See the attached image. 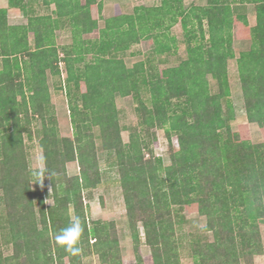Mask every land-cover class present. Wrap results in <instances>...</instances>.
<instances>
[{"label":"trees","instance_id":"obj_1","mask_svg":"<svg viewBox=\"0 0 264 264\" xmlns=\"http://www.w3.org/2000/svg\"><path fill=\"white\" fill-rule=\"evenodd\" d=\"M9 1L27 22L9 25L0 8V203L12 244L9 255L0 249V264H83L91 253L99 264H122L115 222L90 221L84 203L83 191L101 181L97 144L116 156L130 237L136 251L140 224L151 264H180L174 228L180 219L173 207L177 214L196 211L206 218L203 230L212 239L192 236L193 264H254V256L263 253L264 141L251 142L247 123L231 127L227 60L233 56V34L251 40L237 67L248 122L264 133V0H208L188 7L183 0H159L115 13L102 28L97 0H42L45 14L35 12V0ZM239 4H253L254 26ZM177 22L187 49L179 63L155 70L143 61L127 66L119 56L142 40L155 53L171 51L169 30ZM62 27L70 29L71 39L60 57L56 30ZM95 30L96 36H87ZM59 62L66 66L69 135L59 131L49 92V75L62 74ZM209 77L216 92L210 91ZM144 87L150 105L141 96ZM117 96L136 103L141 129L131 131L127 142ZM34 117L41 121V172L50 185L45 189L50 204L31 186L24 133L31 134ZM153 129L163 130L168 143L166 166L150 148L156 143ZM72 161L77 174L68 171ZM77 217L83 232L73 254L55 236ZM136 263L145 264L139 253Z\"/></svg>","mask_w":264,"mask_h":264},{"label":"rangeland","instance_id":"obj_2","mask_svg":"<svg viewBox=\"0 0 264 264\" xmlns=\"http://www.w3.org/2000/svg\"><path fill=\"white\" fill-rule=\"evenodd\" d=\"M196 2V3H194ZM208 0H183V5L188 7L192 4H207ZM120 6L123 8L118 9L114 6L115 12L126 11L132 12L133 6L131 3H126L119 1ZM132 4L135 6L143 5L152 6L159 4V0H132ZM138 4V5H136ZM239 12L245 11L247 14L248 24L254 25L256 22V16L253 4H239ZM32 7L38 13H45L46 6L43 4L42 0H35L32 2ZM104 10L105 14L112 12L113 4L106 7ZM50 10V9H49ZM48 10V11H49ZM122 11V12H123ZM70 30L68 28H62V30L57 32V40L60 42L58 45L59 56H63V51L61 47L70 42ZM234 32L236 27L234 26ZM96 36V33H95ZM169 38H174V43L176 46L173 47L171 51H166L164 53H155L152 49L150 42L142 40L141 45H133L130 50H141V53L136 55L126 54L124 57L119 54L126 61V65L131 66L135 62L143 61L147 67H152L157 70L158 68H163L166 66H171L179 63L183 58L187 57V49L184 31L181 23L177 22L169 30ZM235 39L232 44V50L234 51L233 56L229 57L227 60L228 69V79L230 83L231 95L234 105V118L230 121L231 127L236 129L239 124L247 123L249 126V136L252 143H258L264 141V133L261 131L260 127L256 123H249L245 106L244 99L242 96L241 85L239 81L237 58L241 52L246 51L250 48L251 40L246 38H237L233 34ZM240 39V40H239ZM170 43V40L167 39ZM62 43V44H61ZM62 74L59 76L48 77L49 89H51V101L54 106V112L56 114L57 123L59 131L62 135H69L72 133L73 125L70 119V112L68 107V97L66 95V90L69 89L64 86V78L66 77L65 63H61ZM210 91L216 92L218 90L215 80L209 77ZM141 96L147 105H150V93L144 87L141 90ZM117 107L119 111V121L122 130V136L124 141L129 140V133L131 131H137L141 128L139 127L138 117L135 110V101L131 96L126 97H116ZM31 134L24 133V142L27 151L28 165L31 171V186L33 190L43 193L45 196V204L52 203V199L47 196L45 189H50L48 178L44 176L41 172L44 167L42 148L39 144L41 121L38 117L32 119L30 125ZM155 132L156 143L150 142V148L153 151L154 156L160 157L163 161V165L166 166L170 163L168 156V143L165 140L164 132L161 129H153ZM94 132L97 133V127L94 128ZM143 134V132H141ZM148 141V140H147ZM173 145L177 148L175 143V137L172 138ZM97 152L99 157V167L101 170V181L98 185L93 188H87L83 191L84 203H86V212L88 219L90 221L100 220V221H111L113 220L116 225L117 236L119 238V246L122 256V264H137L136 263V253L142 255L145 264L152 263V257L150 255L149 246L143 241V232L140 227L141 232V242L135 251L134 244L130 237V232L128 229L125 213V204L123 199V193L120 185V178L118 167L116 164V156L112 152L105 151L101 149L100 145L97 144ZM145 158H148L149 151L145 150ZM67 168L70 174H77L79 172L78 164L76 161L69 162ZM1 194V190H0ZM46 194V195H45ZM70 212L72 209L70 208ZM173 212L176 214V219H180V222L174 224L175 237L178 242V256L180 264H193V260L190 254L189 243L193 235L197 234L201 236L204 240H211L212 236L210 232H204L203 226L206 223V218L200 215L196 211H186L183 210L178 215L176 212V207H173ZM4 207L0 203V249L4 255H9L12 253V244L10 238L5 229L4 221ZM180 215H182L180 217ZM261 238L263 243V253L254 256V264H264V226L260 227ZM83 264H99V258L97 254L91 253L86 254L82 258Z\"/></svg>","mask_w":264,"mask_h":264},{"label":"crops","instance_id":"obj_3","mask_svg":"<svg viewBox=\"0 0 264 264\" xmlns=\"http://www.w3.org/2000/svg\"><path fill=\"white\" fill-rule=\"evenodd\" d=\"M98 2H100L101 4H102V9H101V13H100V17L98 18L99 19V21H98V26H99V28H102L103 27V25H104V20L106 19V18H108V17H110V16H112V15H114L116 12V10H115V8H114V6H117L118 7V9H120V8H123V6L121 7L120 6V4H119V1H123V2H126V3H131V5L133 6V7H135V5H133L132 4V0H97ZM113 4V8H112V12H110L109 14H105L104 13V10H106L107 8V6H110V4ZM194 3H196V2H194ZM32 4V3H31ZM136 5H138V4H136ZM143 5H145V4H143ZM194 5H198V4H194ZM200 5V4H199ZM0 8H3V9H6V11H7V22H8V24L9 25H16V24H25L26 22H27V18H26V16L24 15V13L20 10V8L18 7V6H15V5H11V3H10V1L9 0H0ZM124 9V8H123ZM123 11V10H122ZM122 11H120V12H122ZM35 12H37L36 10H35ZM241 12H243V11H241ZM46 13V12H45ZM45 13H39V14H45ZM118 13V12H117ZM123 13H126V11H123ZM127 13H130V12H127ZM98 14V13H97ZM247 14V13H246ZM256 23V22H255ZM255 25V24H254ZM254 25H250L249 24V26H254ZM62 28H64V27H62ZM62 28L60 29H57L56 30V34H57V32H59V30L61 31L62 30ZM65 28H67V27H65ZM69 29V28H68ZM70 30V29H69ZM234 30V29H233ZM70 32V31H69ZM95 33H96V35H97V30H95L93 33H91L90 35H87V36H94L95 35ZM57 37V36H56ZM28 40H29V43L30 44H33V33H29V35H28ZM234 38L232 39V44H233V42H234ZM240 40V39H239ZM249 40V39H248ZM56 43H57V45H59L60 44V42H58V40L56 39ZM142 42V41H141ZM141 42L139 43V44H137L136 46H138V45H141ZM59 43V44H58ZM62 44V43H61ZM176 46V45H175ZM60 48V47H59ZM131 49V48H130ZM130 49H128V50H125L124 52H121V55L124 57V55H126V54H131V55H136V53L137 54H139V53H141V50H138L139 48H137V50H134V51H136V52H132V50H130ZM233 53H234V51H233ZM125 61V60H124ZM63 63V62H62ZM125 63H126V61H125ZM1 66H2V64H1V57H0V68H1ZM59 66H60V62H59ZM128 66V65H127ZM60 68H61V66H60ZM227 68L229 69V67L227 66ZM61 70H62V68H61ZM63 73V72H62ZM229 75V74H228ZM50 76H52V75H50ZM48 83H49V81H48ZM49 92H50V94H51V89H49Z\"/></svg>","mask_w":264,"mask_h":264},{"label":"clouds","instance_id":"obj_4","mask_svg":"<svg viewBox=\"0 0 264 264\" xmlns=\"http://www.w3.org/2000/svg\"><path fill=\"white\" fill-rule=\"evenodd\" d=\"M83 232V226L77 217L75 220L70 222L69 227L62 229L56 234V243L65 247V250L73 254L79 251L77 247Z\"/></svg>","mask_w":264,"mask_h":264},{"label":"built area","instance_id":"obj_5","mask_svg":"<svg viewBox=\"0 0 264 264\" xmlns=\"http://www.w3.org/2000/svg\"><path fill=\"white\" fill-rule=\"evenodd\" d=\"M62 62H60V65H61Z\"/></svg>","mask_w":264,"mask_h":264}]
</instances>
